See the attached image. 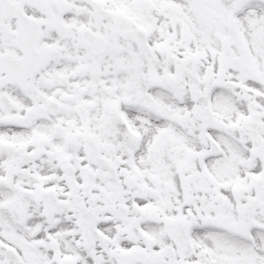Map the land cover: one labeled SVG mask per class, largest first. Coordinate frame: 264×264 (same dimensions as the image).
I'll return each instance as SVG.
<instances>
[{"label": "snow or ice", "instance_id": "6c2138e0", "mask_svg": "<svg viewBox=\"0 0 264 264\" xmlns=\"http://www.w3.org/2000/svg\"><path fill=\"white\" fill-rule=\"evenodd\" d=\"M0 264H264V0H0Z\"/></svg>", "mask_w": 264, "mask_h": 264}]
</instances>
